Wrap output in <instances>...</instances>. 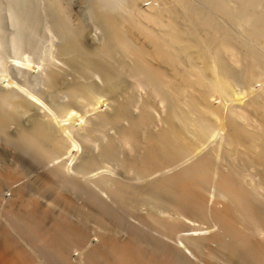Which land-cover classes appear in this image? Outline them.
<instances>
[{
  "label": "bare ground",
  "instance_id": "obj_1",
  "mask_svg": "<svg viewBox=\"0 0 264 264\" xmlns=\"http://www.w3.org/2000/svg\"><path fill=\"white\" fill-rule=\"evenodd\" d=\"M48 1L44 93L0 90L47 200L0 172V264H264V0H88L98 39Z\"/></svg>",
  "mask_w": 264,
  "mask_h": 264
},
{
  "label": "rangeland",
  "instance_id": "obj_2",
  "mask_svg": "<svg viewBox=\"0 0 264 264\" xmlns=\"http://www.w3.org/2000/svg\"><path fill=\"white\" fill-rule=\"evenodd\" d=\"M59 3L64 6L65 14L68 20H72V24L79 23L86 27L92 38L100 37L99 31L92 24L88 0H59ZM50 10L48 0H0V90L15 82L20 88H28L26 91L30 89L29 93L32 92L35 96L40 97L44 93L42 79L45 69L53 60L52 56H55V46L61 41ZM63 100L60 99V102ZM21 155L13 144L0 137V172L12 171L19 174V182L15 183L17 186L14 184L4 188L5 198H11L13 189L22 184L29 195L40 197L45 202L47 197L40 195L38 184L44 176L43 170L33 164L28 155ZM72 196H75L76 203L83 205V199L79 195L73 193ZM90 227L94 229L95 226L91 223ZM75 253L78 255V252Z\"/></svg>",
  "mask_w": 264,
  "mask_h": 264
}]
</instances>
